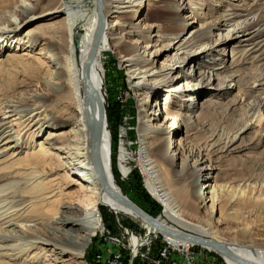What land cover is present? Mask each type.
I'll use <instances>...</instances> for the list:
<instances>
[{
	"label": "bare ground",
	"instance_id": "1",
	"mask_svg": "<svg viewBox=\"0 0 264 264\" xmlns=\"http://www.w3.org/2000/svg\"><path fill=\"white\" fill-rule=\"evenodd\" d=\"M183 2L0 0V82L15 76V89L24 90L0 97V264H87V249L104 229L100 206L142 222L147 235L159 233L103 191L94 166L88 124L99 119L90 106L86 66L104 110L98 146L104 181L137 206L117 178L118 171L129 175L128 150L120 146L116 164L108 127L103 58L111 54L134 92L145 188L176 227L156 221L219 244L235 260L264 264V217L257 216V205L264 212V181L235 176L229 164L264 152V0ZM153 12L159 16L149 22ZM246 66L261 68L250 83ZM254 94L260 102L252 107ZM223 111L242 112V123L200 142L198 126L208 130V118ZM45 128V138L36 141ZM165 172L182 183L201 222L181 209ZM161 235L180 250L197 245ZM139 246L132 238L130 250ZM199 246L224 264H238Z\"/></svg>",
	"mask_w": 264,
	"mask_h": 264
},
{
	"label": "rangeland",
	"instance_id": "2",
	"mask_svg": "<svg viewBox=\"0 0 264 264\" xmlns=\"http://www.w3.org/2000/svg\"><path fill=\"white\" fill-rule=\"evenodd\" d=\"M186 1V0H181ZM183 4H185L183 2ZM145 9V8H144ZM146 10V9H145ZM144 12L138 16L137 22H141V17H143ZM159 14L153 12L150 14L149 22H153L154 19H157ZM226 60L231 58V51H227ZM105 62L106 70V112H107V121L108 127L112 133L114 139V152H115V161L118 164V153L121 145H125L128 150L129 160L127 162L130 167V172L128 177L124 178L120 175L119 171L117 172L118 184L121 186L123 192L129 199L135 203L140 209L145 213L155 218L156 220H161L166 225L171 227H176V225L166 218H164V208L163 206L156 201L146 190L144 183V176L140 166V160L138 158L139 152V142H140V133L138 131L139 126V113L137 104L134 97V92L129 89L127 84V78L119 73L120 70L116 56L111 54L110 57L103 58ZM117 68V70H116ZM260 70L258 72V70ZM251 68V66H246L245 73L249 75V83L253 81L254 77H258L261 73V68ZM116 72V73H115ZM251 74V75H250ZM251 77V78H250ZM7 80L0 82V97L1 100H6L14 96L18 92H23L24 90L15 89V81L17 77L11 76ZM19 82L17 81V85ZM17 90V91H16ZM3 94V95H2ZM259 95L254 94V98L251 101V106L260 102ZM200 101V99H199ZM252 106V107H253ZM250 107V105L248 106ZM245 110V109H244ZM238 113H231L223 111L219 114L211 116L207 120L209 124L208 130L200 129L198 126V136L197 139L200 142L209 135V133L219 132L223 133L234 132L237 129L239 123H242L243 116ZM264 117V108L261 109ZM11 115V114H10ZM162 117V113H160ZM241 118L237 122L238 118ZM264 121L261 120L260 124ZM259 124V126H260ZM47 128L43 129L41 133L35 138L36 141L42 140L45 138ZM205 131V132H204ZM178 138V136H176ZM200 142L194 143V148ZM174 151L171 153L173 158L175 157ZM176 164H179V161L175 160ZM234 169L233 175L246 176L253 174L255 179H260L264 181V152L261 150L250 151L244 156H239L236 160L229 163ZM228 163L222 164L221 167L227 168ZM208 164L200 165L199 167H204ZM212 166H216L213 164ZM206 176L208 174L205 172L203 179L200 181V186H203L206 182ZM164 178L167 183V187L170 189L173 197L176 202L182 207L181 209L185 212H191L196 216L195 222H201L203 217L202 212L195 211L191 208L185 194V189L182 188V183L172 177L169 173H164ZM260 204V203H259ZM190 205V206H189ZM263 205H257L258 208V219L264 217V212L261 210ZM101 219L103 221L104 229L101 233L96 235L93 238L89 248L86 252L87 264H111L116 261V257H120V264H163L159 261H155L154 255L157 254V249L159 250L161 246L165 245L163 239L160 238L159 241L153 243L151 246L147 245L145 248L140 249L141 258L133 259L132 254L133 250H130L128 239L124 235H121L120 223L126 228L134 230L137 234L144 235L147 230L144 228L142 222L136 221L133 218L125 217V215H116L105 206H100ZM198 220V221H197ZM114 243L115 245H113ZM170 246V245H169ZM171 247V246H170ZM168 252V260L164 264H224L222 259L214 253L208 252L207 250L201 249L199 245H196L192 248L177 249L173 248ZM156 257V256H155Z\"/></svg>",
	"mask_w": 264,
	"mask_h": 264
},
{
	"label": "water",
	"instance_id": "3",
	"mask_svg": "<svg viewBox=\"0 0 264 264\" xmlns=\"http://www.w3.org/2000/svg\"><path fill=\"white\" fill-rule=\"evenodd\" d=\"M89 60L91 61V58H89ZM84 77H85L86 86L88 89L90 106H91L93 117L97 113L98 119H99L97 124L93 120H91L88 124V127H89L91 140H92V154L95 158L94 166H95V169H96L97 174L99 176L100 182L102 184L103 191L108 193L111 196H114L117 199L118 203H120L124 207L133 211L138 217H140V219L142 221H145L149 226H151L152 228H155V230L157 232H159L163 235H172V236H175L178 238H182V239L188 240V241H190L194 244H197V245L211 246L214 250H217V252H219L223 256H226V257H229V258L235 260V258L231 254H229L219 244H215L211 241L203 240V239L192 237L189 235H185V234H181V233H177V232H172L171 230L166 229L164 226H162L160 223H158L155 218L151 217L150 215L145 213L142 209L138 208L137 206H135L131 202L127 201L123 197L116 195L113 191L110 190V188L107 186V184L104 181L102 170H101V167H100L99 161H98V146L100 143L101 134L103 131V122H104V118H105L104 117V110H103L101 103L99 102L98 98L94 95L91 86L89 85L88 66H86V68L84 70ZM235 262H237L238 264H246V263L241 262L239 260H235Z\"/></svg>",
	"mask_w": 264,
	"mask_h": 264
},
{
	"label": "built area",
	"instance_id": "4",
	"mask_svg": "<svg viewBox=\"0 0 264 264\" xmlns=\"http://www.w3.org/2000/svg\"><path fill=\"white\" fill-rule=\"evenodd\" d=\"M125 217L132 218L131 216H127V215H125ZM119 226L121 228V235H124L125 238L128 239V243L131 244L132 238H136L140 243V246L138 248L136 249L133 248V254L131 260L141 258V256H145L139 253L140 249L145 248L147 245L151 246L153 243L159 241L160 238L163 239L162 241H164L165 245L163 247L161 246L159 250L157 249V254H155L153 258H155V261H159L160 263L163 264L166 260H168V252L172 248L169 246L168 241L164 238V236H162L159 233H152V232L149 235H146V233H144V235H141V234H137L136 232H134V230L130 228L124 227L123 225H121V223ZM116 258H117L116 261L112 262L111 264H120L119 263L120 257H116Z\"/></svg>",
	"mask_w": 264,
	"mask_h": 264
},
{
	"label": "trees",
	"instance_id": "5",
	"mask_svg": "<svg viewBox=\"0 0 264 264\" xmlns=\"http://www.w3.org/2000/svg\"><path fill=\"white\" fill-rule=\"evenodd\" d=\"M112 134V133H111ZM112 138H113V136H112ZM113 142H114V139H113ZM115 144V143H114Z\"/></svg>",
	"mask_w": 264,
	"mask_h": 264
}]
</instances>
